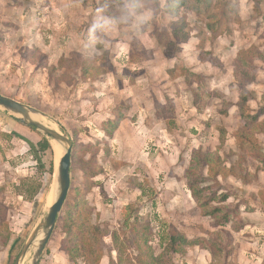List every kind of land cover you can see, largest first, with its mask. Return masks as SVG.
Instances as JSON below:
<instances>
[{"label":"rangeland","instance_id":"obj_1","mask_svg":"<svg viewBox=\"0 0 264 264\" xmlns=\"http://www.w3.org/2000/svg\"><path fill=\"white\" fill-rule=\"evenodd\" d=\"M165 6L0 0V94L76 142L69 196L39 264L63 263L64 243L78 250L74 264H264V117L247 126L264 108V63L248 55L260 70L250 96L235 74L242 53L264 52V0L235 3L228 27L221 3L177 17ZM167 97L178 113L170 120L158 115ZM120 105L125 118L112 140L103 124ZM46 139L51 149L43 152ZM52 140L0 107V264H15L56 201L65 148L58 162ZM199 149L206 167L192 155ZM192 169L204 177L202 187L229 193L223 206L240 208L244 230L207 216L219 200L199 207L188 188ZM179 236L185 255L168 251ZM36 252L32 247L24 264Z\"/></svg>","mask_w":264,"mask_h":264},{"label":"trees","instance_id":"obj_2","mask_svg":"<svg viewBox=\"0 0 264 264\" xmlns=\"http://www.w3.org/2000/svg\"><path fill=\"white\" fill-rule=\"evenodd\" d=\"M259 0H256V3ZM86 1H84L85 4ZM160 3V1H159ZM219 3H221L224 8L226 13L224 14L226 20H227V12L233 10L235 3H240V0H166V6H165V11L164 13H166V15H171L173 17H177L179 16L181 10L183 9H189L191 12H206L209 13L210 10L212 8H214L215 6H218ZM259 9V8H258ZM212 17V15H211ZM222 15H219V21L221 20ZM219 22H216L214 25L210 24V29L215 30L218 28ZM226 27H228V20L225 24ZM181 30L180 28H176L175 32H178ZM248 55H250V57L252 59H257L258 61H261L262 63H264V52L256 49V48H251L250 50L246 51V53H242L240 56V59L237 62V66L235 68V74H236V80L239 83V86H241V88L244 90V92L246 94L249 95V91H248V86L251 85L252 83H254L256 81L257 75H255V73L258 71V69H256L257 67L254 65V63L250 62V57L248 58ZM213 63H215V61H213ZM244 68H249L252 69L254 72L252 73H243L242 70ZM251 72V71H250ZM253 74V76H251ZM255 75V76H254ZM192 95L194 97V103L197 104V100H199V94L192 91ZM250 96V95H249ZM251 97H248L247 99H243L244 103L246 104L247 101L253 100L250 99ZM244 103H241L239 106V110L241 111L240 114L241 116H248L249 117V110L245 107ZM194 104V105H195ZM161 109L159 110V117L163 118L164 120H170L172 118H176L177 117V110L174 107V104L172 102L171 99H169L167 97L166 99V103L163 105H160ZM244 106V107H243ZM127 108L125 107V105H120L118 107H116L113 111V119H108L105 121V123L103 124L104 127V133L106 135L107 138L110 139H114V137L116 136L117 131L120 129L121 124L124 120V113L123 110ZM253 110V109H252ZM166 114H171V115H166ZM255 115L252 117L251 121H249L247 123V126L250 128H253L255 126H257L260 122V120L264 117V108L260 109L257 113H254ZM33 131H36L35 128L30 127ZM13 135L15 137H18L22 140H24L25 142H27L25 139H23L24 137L22 135H20L19 133H17L16 131L13 133ZM77 137V136H76ZM74 142V149H76V142H75V137L72 139ZM28 144H30V146L33 147V144L30 143V141L27 142ZM41 149L43 152H46L47 150L51 149V145L49 143V141L46 139L43 143H40ZM74 152V151H73ZM72 153V157H73ZM202 152L201 150H196L193 151L192 155L193 156H201ZM202 159H204L203 161H198L197 165L198 166H202L206 167L207 165L205 164V162L207 161V156L202 155L201 156ZM42 164V161H38ZM195 161H192V167L194 165ZM43 166V165H42ZM191 167V168H192ZM190 168V170H191ZM51 171L54 172V167H51ZM98 173H92L91 175L93 177H96ZM196 171L195 169H192V171L188 172L187 174V178L189 179V183H188V188L191 191L192 197L196 200L197 204L199 205V207H203V208H210V205L215 203L217 200H219V203L221 206L213 209V211H211L210 213H208L207 216L209 217H213L215 220H219L220 222V226H225V225H229L230 223H232L233 221H238L240 222V229L239 232L244 230L245 225H243L242 219L240 217L241 215V211L239 207H236L235 209H228L225 206H223L224 203H226L227 201H229L230 199V195L228 192H225V189L223 187H219L217 190H213L212 186H203L202 187V183L203 182V176L201 179L195 178L196 176ZM218 177V175H217ZM220 192H223L221 195ZM202 204V205H201ZM60 216L58 219V222L60 221ZM94 227V226H93ZM93 232H97V229L94 228ZM116 234V233H115ZM100 235V233H99ZM104 235H101L100 237H102ZM118 238V235L116 234L115 236H113V240L115 242V239ZM143 243L147 244L148 243V239L147 237L144 235L143 239H142ZM117 243V242H115ZM187 245V242L184 240V236H179V237H172L169 245H168V251H171V253L173 254H181V255H185L186 254V250L185 247ZM220 250H223L222 247L218 246ZM118 249V248H117ZM205 250L209 251L210 253H213V251L209 248V246L205 247ZM218 250V249H217ZM62 251H64L66 257L68 258V260L74 264L75 262V258L77 257V252L78 250L74 249L71 245H68V243H64L63 245V249ZM221 252V251H219ZM148 256L150 258H152V253H149L147 251ZM118 260H120L119 257V251H118ZM103 258V257H102ZM98 260V259H97ZM114 263V260L111 259L110 264ZM97 264V262H96Z\"/></svg>","mask_w":264,"mask_h":264},{"label":"water","instance_id":"obj_3","mask_svg":"<svg viewBox=\"0 0 264 264\" xmlns=\"http://www.w3.org/2000/svg\"><path fill=\"white\" fill-rule=\"evenodd\" d=\"M0 107L16 115L18 120L24 125L35 128L48 138H52L58 143L63 144V147L66 150L65 155L59 163V192L57 199L49 209L48 215L45 217L43 222L32 233L15 262V264H24L30 249L35 246L37 247V252L35 253L32 264H39L40 259L52 238L59 216L69 196L71 188V165L74 142L68 135H63L56 129H52L40 122L38 119H35L34 117L35 115H38V112L23 103L0 94ZM42 234L43 237L40 239Z\"/></svg>","mask_w":264,"mask_h":264},{"label":"bare ground","instance_id":"obj_4","mask_svg":"<svg viewBox=\"0 0 264 264\" xmlns=\"http://www.w3.org/2000/svg\"><path fill=\"white\" fill-rule=\"evenodd\" d=\"M35 119H36V118H35ZM45 125H46V124H45ZM46 126H48V125H46ZM50 128L54 129V128H56V127L50 125ZM51 143H52V146H53V148H54V150H55L56 159H57V161H58V160L60 159L61 155H62V152L64 151L63 144H60V143H58V142L55 141V140H52ZM65 152H66V150L64 151V155H65ZM58 162H59V161H58ZM58 192H59V189L57 188L56 199H57V196H58Z\"/></svg>","mask_w":264,"mask_h":264},{"label":"crops","instance_id":"obj_5","mask_svg":"<svg viewBox=\"0 0 264 264\" xmlns=\"http://www.w3.org/2000/svg\"><path fill=\"white\" fill-rule=\"evenodd\" d=\"M250 1H251V0H250ZM261 71H262V70H261ZM258 72H260V70H258ZM258 72H257V73H258ZM252 84H253V83H252ZM248 87H249V86H248ZM173 103H174V102H173ZM174 107H175V105H174ZM175 108H176V107H175ZM176 110H177V109H176ZM177 115H178V113H177ZM57 259H58V261H59V258H58V257H57ZM67 259H68V258L66 257V255H64V254H63V255H60V260H62V262L64 261L63 263H60V264H67Z\"/></svg>","mask_w":264,"mask_h":264},{"label":"clouds","instance_id":"obj_6","mask_svg":"<svg viewBox=\"0 0 264 264\" xmlns=\"http://www.w3.org/2000/svg\"><path fill=\"white\" fill-rule=\"evenodd\" d=\"M95 26H93V30H94Z\"/></svg>","mask_w":264,"mask_h":264}]
</instances>
